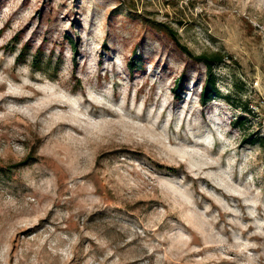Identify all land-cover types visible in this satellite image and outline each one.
I'll return each instance as SVG.
<instances>
[{
	"label": "rangeland",
	"instance_id": "obj_1",
	"mask_svg": "<svg viewBox=\"0 0 264 264\" xmlns=\"http://www.w3.org/2000/svg\"><path fill=\"white\" fill-rule=\"evenodd\" d=\"M0 264H264V0H0Z\"/></svg>",
	"mask_w": 264,
	"mask_h": 264
},
{
	"label": "trees",
	"instance_id": "obj_2",
	"mask_svg": "<svg viewBox=\"0 0 264 264\" xmlns=\"http://www.w3.org/2000/svg\"><path fill=\"white\" fill-rule=\"evenodd\" d=\"M151 23L152 27H154L158 31H163L175 44V46L181 52H183L189 59L193 60L196 63H204L206 65V77L200 91L201 102L206 103L207 101L211 100L214 96L218 95V90L215 86L216 81L214 73L212 71V65L215 62H222L224 59V55L219 52L212 54H194L185 44L180 41V37L177 30L161 22L152 21Z\"/></svg>",
	"mask_w": 264,
	"mask_h": 264
},
{
	"label": "bare ground",
	"instance_id": "obj_3",
	"mask_svg": "<svg viewBox=\"0 0 264 264\" xmlns=\"http://www.w3.org/2000/svg\"><path fill=\"white\" fill-rule=\"evenodd\" d=\"M27 98H29V97H27ZM16 99H19V97H16ZM88 102L90 103V107H91L92 110H97L99 108L92 101H88ZM178 163L180 164V162H178Z\"/></svg>",
	"mask_w": 264,
	"mask_h": 264
}]
</instances>
